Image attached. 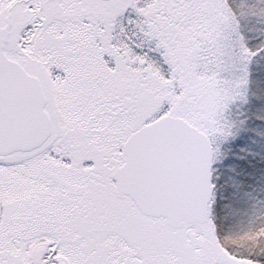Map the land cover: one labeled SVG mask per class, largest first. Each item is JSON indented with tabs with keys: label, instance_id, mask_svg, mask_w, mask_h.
Segmentation results:
<instances>
[{
	"label": "snow or ice",
	"instance_id": "6c2138e0",
	"mask_svg": "<svg viewBox=\"0 0 264 264\" xmlns=\"http://www.w3.org/2000/svg\"><path fill=\"white\" fill-rule=\"evenodd\" d=\"M0 264H264V0H0Z\"/></svg>",
	"mask_w": 264,
	"mask_h": 264
}]
</instances>
